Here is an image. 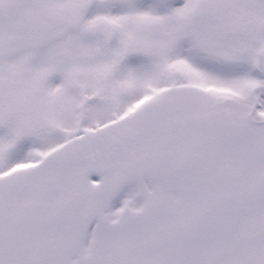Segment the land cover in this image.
Here are the masks:
<instances>
[{"label":"snow or ice","instance_id":"6c2138e0","mask_svg":"<svg viewBox=\"0 0 264 264\" xmlns=\"http://www.w3.org/2000/svg\"><path fill=\"white\" fill-rule=\"evenodd\" d=\"M0 264H264V0H0Z\"/></svg>","mask_w":264,"mask_h":264}]
</instances>
